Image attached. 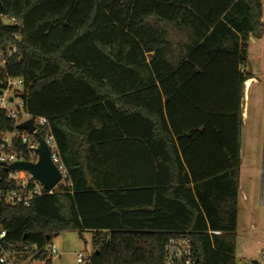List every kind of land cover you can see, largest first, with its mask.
I'll return each mask as SVG.
<instances>
[{
    "label": "trees",
    "instance_id": "1",
    "mask_svg": "<svg viewBox=\"0 0 264 264\" xmlns=\"http://www.w3.org/2000/svg\"><path fill=\"white\" fill-rule=\"evenodd\" d=\"M263 32L262 0H0V52L17 45L0 81L22 80L24 109L47 120L70 177L0 205L16 261L51 264L53 237L92 230L86 264H164L178 236L197 264H237L252 77L239 66ZM14 126L1 112L0 128ZM13 186L0 163V191Z\"/></svg>",
    "mask_w": 264,
    "mask_h": 264
},
{
    "label": "rangeland",
    "instance_id": "2",
    "mask_svg": "<svg viewBox=\"0 0 264 264\" xmlns=\"http://www.w3.org/2000/svg\"><path fill=\"white\" fill-rule=\"evenodd\" d=\"M263 4H264V0ZM174 34V35H172ZM172 40L184 37L171 33ZM255 80L250 83L245 96L243 124L245 143L241 155L240 188L238 199V228L235 257L239 264L257 257L264 242V32L261 38H251L249 57L245 67ZM7 93L9 110H17L22 103V84L10 83ZM14 97L13 101L9 98ZM244 100V99H243ZM55 246L56 252L50 248ZM48 259L51 264H85L79 253L88 257L93 252L90 232L80 234L76 230H66L47 244ZM20 264H46V261H27Z\"/></svg>",
    "mask_w": 264,
    "mask_h": 264
},
{
    "label": "built area",
    "instance_id": "3",
    "mask_svg": "<svg viewBox=\"0 0 264 264\" xmlns=\"http://www.w3.org/2000/svg\"><path fill=\"white\" fill-rule=\"evenodd\" d=\"M9 24H17L14 19L9 17L4 18ZM18 25V24H17ZM15 38L19 37L18 33L14 34ZM17 51V45H12L6 52H0V74L5 72L8 58L13 56ZM19 85L23 84L19 78L7 77L1 80L0 87L2 93L0 94V113L5 112L6 116L14 120L15 126L12 129L4 130L0 128V163L9 165L17 161L37 162L39 158L37 133L48 143L51 150V159L57 166L62 175V179L58 185H70V177L65 164L62 161L58 151L57 143L53 134L49 129L48 122L43 117L32 118L24 109L23 101L19 104L17 110H9L7 107V93L10 90V83ZM14 100V97H13ZM31 119L35 125L34 133H29L27 130L18 128L21 122ZM43 132L44 135H41ZM8 182L13 184L10 191H0V205L2 203L13 205H29L35 196L52 193L53 190H47L46 187L33 178V176L23 170L8 171ZM210 234H219L220 231H209ZM7 230L0 225V264H19L13 253L7 248L5 238L7 237ZM51 253L56 252L53 245L50 248ZM80 260L89 259L83 253H79ZM85 263V264H86ZM164 264H197L196 258L193 254V246L191 240L187 236H178L169 239L165 245ZM237 264H239L237 262ZM242 264H264V242H262L257 257L250 258Z\"/></svg>",
    "mask_w": 264,
    "mask_h": 264
},
{
    "label": "water",
    "instance_id": "4",
    "mask_svg": "<svg viewBox=\"0 0 264 264\" xmlns=\"http://www.w3.org/2000/svg\"><path fill=\"white\" fill-rule=\"evenodd\" d=\"M1 93L2 90H0V94ZM9 100L13 101V97H10ZM18 128L27 130L29 133H34L35 131V125L31 119L21 122L18 125ZM34 134L37 136L38 141V161H17L9 165H3L5 166L7 171L23 170L29 172L33 176V178L42 183L47 190H53L61 181L62 175L51 159V150L48 143L37 133ZM244 143L245 134L243 127H241L240 155L243 154Z\"/></svg>",
    "mask_w": 264,
    "mask_h": 264
},
{
    "label": "crops",
    "instance_id": "5",
    "mask_svg": "<svg viewBox=\"0 0 264 264\" xmlns=\"http://www.w3.org/2000/svg\"><path fill=\"white\" fill-rule=\"evenodd\" d=\"M245 67L246 66H239V71H241V72H243V73H247V71L245 70ZM252 80H255V78L252 76L251 78H249V79H247L246 81H244V83H243V88H242V93H243V96H242V99H241V107H242V121H243V115H245V105L243 106V103H244V101H245V96H246V94H247V89H248V87H249V85H247L246 83H247V81H251L252 82ZM250 82V83H251ZM244 99V100H243ZM245 104V103H244ZM95 214V216L97 215V213H94ZM84 232H90L91 233V235H92V237H93V231L92 230H86V231H84Z\"/></svg>",
    "mask_w": 264,
    "mask_h": 264
},
{
    "label": "bare ground",
    "instance_id": "6",
    "mask_svg": "<svg viewBox=\"0 0 264 264\" xmlns=\"http://www.w3.org/2000/svg\"><path fill=\"white\" fill-rule=\"evenodd\" d=\"M250 82H251V81H247V83H246V84H247V85H250Z\"/></svg>",
    "mask_w": 264,
    "mask_h": 264
}]
</instances>
